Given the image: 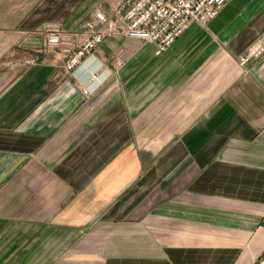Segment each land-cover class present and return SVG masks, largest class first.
Returning a JSON list of instances; mask_svg holds the SVG:
<instances>
[{
    "label": "crops",
    "instance_id": "obj_1",
    "mask_svg": "<svg viewBox=\"0 0 264 264\" xmlns=\"http://www.w3.org/2000/svg\"><path fill=\"white\" fill-rule=\"evenodd\" d=\"M121 1L0 0V264L254 263L264 50L240 58L264 48V0H229L161 54L106 38L101 82L68 72L48 32L82 42Z\"/></svg>",
    "mask_w": 264,
    "mask_h": 264
},
{
    "label": "built area",
    "instance_id": "obj_2",
    "mask_svg": "<svg viewBox=\"0 0 264 264\" xmlns=\"http://www.w3.org/2000/svg\"><path fill=\"white\" fill-rule=\"evenodd\" d=\"M229 0H123L108 12L97 10L95 19L87 23L88 34L76 42L71 32L50 30L48 41L67 54L66 70L75 73L108 37L129 36L157 46L163 53L192 22L206 27ZM263 47L240 58L245 65L258 56ZM90 92L88 86L84 87ZM264 226V216L261 220ZM252 264H264V253Z\"/></svg>",
    "mask_w": 264,
    "mask_h": 264
},
{
    "label": "bare ground",
    "instance_id": "obj_3",
    "mask_svg": "<svg viewBox=\"0 0 264 264\" xmlns=\"http://www.w3.org/2000/svg\"><path fill=\"white\" fill-rule=\"evenodd\" d=\"M101 66V62L97 60V58L93 55L90 59L83 62L80 69L78 70V74L84 72L89 74V77H92V79L101 82L103 80L104 75H98L95 72V68H99Z\"/></svg>",
    "mask_w": 264,
    "mask_h": 264
},
{
    "label": "rangeland",
    "instance_id": "obj_4",
    "mask_svg": "<svg viewBox=\"0 0 264 264\" xmlns=\"http://www.w3.org/2000/svg\"><path fill=\"white\" fill-rule=\"evenodd\" d=\"M91 21H93V20H91ZM89 22V21H88ZM88 27V26H87ZM60 30H63L61 27L59 28ZM63 31H65V30H63ZM48 41V40H47ZM48 44H50L49 43V41H48ZM60 50H62L61 48H59Z\"/></svg>",
    "mask_w": 264,
    "mask_h": 264
}]
</instances>
